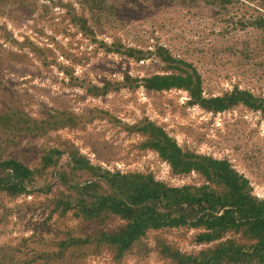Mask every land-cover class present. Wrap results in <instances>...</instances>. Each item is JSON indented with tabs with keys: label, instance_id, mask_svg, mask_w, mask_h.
Masks as SVG:
<instances>
[{
	"label": "rangeland",
	"instance_id": "374dc122",
	"mask_svg": "<svg viewBox=\"0 0 264 264\" xmlns=\"http://www.w3.org/2000/svg\"><path fill=\"white\" fill-rule=\"evenodd\" d=\"M93 4L82 0H0V26L5 25L18 41L29 39L42 47L38 51L31 43L10 42L0 28V96L37 118L45 117V106L84 115L81 122L48 128L37 135L23 133L15 138L17 142L6 146L4 155L33 166L38 165L44 149L56 146L64 150L59 164L71 149H78L92 162L111 169L151 170L171 184L201 182L196 171L173 173L156 151L141 145L144 135L129 130L128 125L146 116L183 147L227 157L249 178L252 191L264 196V112L260 109L237 104L212 112L189 104L188 92L181 88L149 90L121 85L94 96L65 72L101 84L121 80L126 74L163 69V62L154 54L136 60L105 50L74 20V15L83 14L98 39L117 38L144 48H152L157 41L165 43L172 53L196 65L205 95L236 84L264 96V27L239 24L240 18L264 12V0H238L226 7L203 0H105ZM7 50L18 55H6ZM89 108L103 111L94 110L89 118ZM57 166L49 167L48 174L37 182L46 179L56 188L58 183L50 173ZM76 173L73 179L86 178L85 172ZM51 194L38 190L16 196L0 193V264H170L171 258L160 251L162 241L185 252L214 244L197 242L199 228L186 225L149 229L120 258L103 241L70 245L58 259L37 257L40 251L56 249L57 241L68 234L86 235L124 223L117 215L100 220L74 215L71 210L51 212L47 199Z\"/></svg>",
	"mask_w": 264,
	"mask_h": 264
},
{
	"label": "trees",
	"instance_id": "16d2710c",
	"mask_svg": "<svg viewBox=\"0 0 264 264\" xmlns=\"http://www.w3.org/2000/svg\"><path fill=\"white\" fill-rule=\"evenodd\" d=\"M82 1H90L97 6L105 2ZM203 1L226 7L238 0ZM73 18L82 30L89 32L107 51L119 52L136 60L154 54L163 62L160 72L126 74L121 80L101 84L85 81L65 70L89 94L105 95L121 85L143 86L149 90L181 88L188 92L189 104H199L212 112L237 104L264 112V96L236 84L221 93L205 95L202 75L196 65L172 53L165 43L157 41L152 48H144L123 43L117 38L112 41L98 39L87 23V17L76 14ZM248 23L263 28L264 12L258 11L246 20L239 19L241 26ZM0 28L6 32V39L10 42L20 45L31 43L34 50H42V47L29 39L18 41L5 25ZM5 53L18 55L17 51L7 50ZM2 62L3 57H0V66ZM45 109V117L37 118L0 96V131L3 132V137L0 138V193L16 196L34 190L45 193L52 191L47 198L51 204V212L65 213L71 210L74 215L100 220L117 215L124 223L114 229H100L86 235L68 234L57 241L56 249L40 251L36 254L37 257L58 259L70 245L103 241L110 244L115 256L120 258L149 229L187 225L199 228L195 234L197 242L214 241V244L197 252H185L162 241L160 251L171 258L170 264H264V196H258L252 191L249 178L239 172L227 157H216L183 147L162 125L146 116L128 125L129 130L144 135L141 145L156 151L160 158L168 162L173 173L196 171L202 176L201 182L171 184L156 177L151 170L111 169L92 162L78 149H71L65 161L59 164L58 159L64 150L56 146L44 149L38 165L33 166L16 156L4 155L6 146L11 141L17 142L15 138L23 133L37 135L48 128H57L66 123L74 124L84 118L83 113L53 106H45ZM94 110L103 111L100 108H89V118L93 116L91 112ZM54 165L58 166L50 175L58 186L53 188L46 179H42V184H39L38 179L44 173L48 174V168ZM76 172H85L86 178L83 181L73 179L72 175Z\"/></svg>",
	"mask_w": 264,
	"mask_h": 264
}]
</instances>
